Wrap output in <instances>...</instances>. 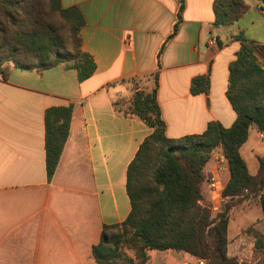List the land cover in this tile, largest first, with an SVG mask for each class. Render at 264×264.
<instances>
[{
	"label": "crops",
	"instance_id": "crops-1",
	"mask_svg": "<svg viewBox=\"0 0 264 264\" xmlns=\"http://www.w3.org/2000/svg\"><path fill=\"white\" fill-rule=\"evenodd\" d=\"M243 2L247 10L236 24L215 27L214 0H185L177 33L169 39L180 0H62L63 8L76 7L84 18L82 50L96 70L80 82L65 63L42 70L9 66L5 73L0 67V264H96L92 247L103 227L128 218V167L153 129L116 110L117 99L133 95L125 81L159 75L158 101L171 139L202 134L210 122L234 124L229 66L243 40L253 45L264 69V0ZM199 76L208 78L209 90L193 95L191 83ZM68 106H73L70 136L49 180L45 114ZM241 154L256 174L258 157L264 156V137L256 127ZM213 173L210 161L203 189L211 205ZM221 177L226 185L230 172ZM250 203L254 206L237 210ZM239 207L231 216L254 213L264 225L259 199ZM230 230L229 223L228 235ZM252 253L248 260L237 258L252 261L254 245ZM149 256L148 264L193 258L176 251H149Z\"/></svg>",
	"mask_w": 264,
	"mask_h": 264
},
{
	"label": "trees",
	"instance_id": "trees-1",
	"mask_svg": "<svg viewBox=\"0 0 264 264\" xmlns=\"http://www.w3.org/2000/svg\"><path fill=\"white\" fill-rule=\"evenodd\" d=\"M185 8L180 0L172 38ZM247 10L243 0H214L215 27L236 24ZM85 21L76 7L62 0H0V67L47 69L60 63L77 71L83 82L96 65L82 50ZM236 39L238 37H235ZM152 81L150 86L143 82ZM133 88L130 99L114 102L118 112L135 115L153 129L141 144L127 171L131 212L121 224L104 226L92 247L96 264H148L149 251H176L203 258L207 264H264V234L255 236L254 256L240 263L229 251L231 211L245 201L260 200L264 210V156L251 174L241 154L249 130L264 137V69L253 45L242 41L229 66L227 98L237 118L230 128L210 122L202 134L167 137V125L158 101L159 75L125 81ZM123 81V83H125ZM205 76L193 79L191 93H207ZM73 106L52 107L45 114L46 169L52 180L70 136ZM218 147L228 159L230 179L222 196L226 203L214 213L204 194L206 166Z\"/></svg>",
	"mask_w": 264,
	"mask_h": 264
},
{
	"label": "rangeland",
	"instance_id": "rangeland-1",
	"mask_svg": "<svg viewBox=\"0 0 264 264\" xmlns=\"http://www.w3.org/2000/svg\"><path fill=\"white\" fill-rule=\"evenodd\" d=\"M246 206L253 207L254 204H245L237 208V210H241V208ZM230 224L231 230L228 235L230 254L245 260L250 259L252 257L251 253L255 243V236L261 233V229L264 226L263 221L254 213L250 214L249 217H245L238 215L236 212L233 216L230 215Z\"/></svg>",
	"mask_w": 264,
	"mask_h": 264
},
{
	"label": "built area",
	"instance_id": "built-area-1",
	"mask_svg": "<svg viewBox=\"0 0 264 264\" xmlns=\"http://www.w3.org/2000/svg\"><path fill=\"white\" fill-rule=\"evenodd\" d=\"M209 44L212 46L216 44L215 39H210ZM212 163L215 166V173L208 177V182L211 190V198L214 205L211 206L212 211L216 214L222 211L226 199L222 196L225 187L221 175L224 172H229L228 159L225 156L222 147H218L212 155ZM175 264H207L203 258L193 257L191 260L177 261Z\"/></svg>",
	"mask_w": 264,
	"mask_h": 264
}]
</instances>
